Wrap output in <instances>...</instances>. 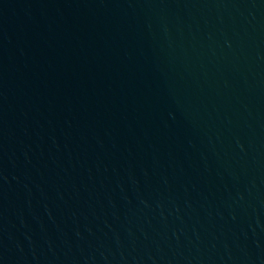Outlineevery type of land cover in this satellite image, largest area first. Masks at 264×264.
<instances>
[{"label":"water","instance_id":"95a60500","mask_svg":"<svg viewBox=\"0 0 264 264\" xmlns=\"http://www.w3.org/2000/svg\"><path fill=\"white\" fill-rule=\"evenodd\" d=\"M0 264H264V0H0Z\"/></svg>","mask_w":264,"mask_h":264}]
</instances>
